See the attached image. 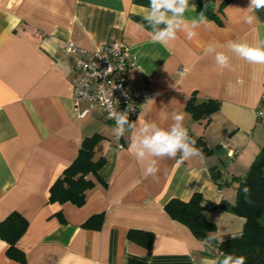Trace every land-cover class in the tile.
<instances>
[{"label":"crops","instance_id":"crops-1","mask_svg":"<svg viewBox=\"0 0 264 264\" xmlns=\"http://www.w3.org/2000/svg\"><path fill=\"white\" fill-rule=\"evenodd\" d=\"M215 1L218 10L224 0ZM248 4L232 0L219 14L222 24L204 16L191 40L178 32L163 46L151 39L147 26L143 32L135 26L144 23L149 0H0V221L14 211L28 219L19 242L25 264H219L226 254L212 240L196 237L165 205L173 198L189 201L196 192L212 203H234L232 178L246 176L264 148V127L255 115L264 65L239 59L226 47L228 41H264V9L250 25ZM189 5L185 17L199 19L196 0ZM68 41L87 53L122 44L128 80L155 92L134 121L137 127L127 129L122 140L101 107L83 117L76 112L74 62L63 50ZM209 45L232 57L233 70L215 66L205 54ZM193 94L221 102L208 125L187 110ZM87 107L81 103L79 111ZM177 114H183L188 135L203 137L212 152L187 160L179 154L160 158L155 177H146L129 150L132 137L141 121L168 128ZM96 133L104 136L96 149L106 160L101 181L94 179L83 206L51 202L52 185L75 160L83 139ZM212 167L220 171L222 187ZM95 215H103L102 226L85 227ZM207 216L219 239L243 232V217L228 211ZM131 230L153 233V247L130 239ZM7 248L0 238V264H22L7 256Z\"/></svg>","mask_w":264,"mask_h":264},{"label":"trees","instance_id":"trees-1","mask_svg":"<svg viewBox=\"0 0 264 264\" xmlns=\"http://www.w3.org/2000/svg\"><path fill=\"white\" fill-rule=\"evenodd\" d=\"M232 0H224L216 10L215 0H196L198 12H202L208 19L222 24L219 14ZM221 102L217 100H198L193 94L187 104V110L198 122L205 121L208 125L214 113L218 112ZM192 139L191 134L189 135ZM104 138L99 133L83 139L75 160L64 170L50 189L51 202H71L77 206L86 203L88 192L95 187V178L101 181L100 169L106 160L103 156L96 155V149ZM195 147L202 150V154L208 156L212 150L208 148L203 137L195 139ZM212 177L222 187V175L215 167L211 168ZM231 183L237 184V197L234 203L223 200L220 204L212 203L199 192H196L189 201L173 198L165 205L166 211L176 220L184 223L198 238L206 239L217 231L214 222L208 219V212L220 208L243 217L245 221L243 232L234 237L219 242L212 240L214 245L225 254L243 255L245 264H264V148L255 160L247 175L233 177ZM249 192L247 198L243 188ZM62 217V216H61ZM103 215L91 217L85 227L100 228L103 224ZM62 221L63 217H62ZM29 227V221L20 212L10 213L0 221V238L8 244L7 256L19 263H26L25 250L19 242ZM129 238L138 241L147 248L154 244V234L146 231L131 230Z\"/></svg>","mask_w":264,"mask_h":264},{"label":"clouds","instance_id":"clouds-1","mask_svg":"<svg viewBox=\"0 0 264 264\" xmlns=\"http://www.w3.org/2000/svg\"><path fill=\"white\" fill-rule=\"evenodd\" d=\"M189 0H149L147 13L142 17L144 23H136L138 31L150 29L151 39L163 46H168L175 41L178 32L186 33L189 40L197 35L195 29L200 24L205 23L204 14L201 12L199 19L185 17V12L189 10ZM195 9V5L191 6ZM264 9V0H249L246 11L249 13L245 20L248 24H253L257 19L255 12ZM147 26V29L146 27ZM228 52L235 57L242 59L250 64L264 65V41L245 42L228 41L226 45ZM209 45L205 50L206 55H211L214 64L221 70H233L232 57L225 51ZM133 108L131 104L121 112H111L110 118L115 120L113 133L117 139L124 135L127 129L137 127L136 122L129 121V112ZM183 114L173 117V123L168 128L158 126L154 122L141 121L139 133L132 137L129 150L135 157L137 163L143 166V173L147 176L155 177L158 172L157 160L160 158L174 159L179 154L181 160L191 157L202 156V150L195 147V140L188 135V130L183 126ZM147 161L146 164L144 162ZM245 198L249 189L243 188ZM218 237L212 235L207 238L205 243L217 240ZM223 243L222 239H219ZM243 255L226 254L219 264H245Z\"/></svg>","mask_w":264,"mask_h":264},{"label":"built area","instance_id":"built-area-1","mask_svg":"<svg viewBox=\"0 0 264 264\" xmlns=\"http://www.w3.org/2000/svg\"><path fill=\"white\" fill-rule=\"evenodd\" d=\"M64 52L73 59L75 77L72 82L75 110L80 116L87 115L96 106L103 109L107 119L113 123L110 113L121 112L131 104L129 121H136L145 108L155 99L152 89H139L126 75L129 66L128 55L122 44L111 42L101 49L87 53L72 41L65 43ZM81 103H87L84 111H79ZM258 122L264 127V92L260 106L255 110ZM127 131V126H125ZM119 138L122 140L126 134ZM123 146L119 143V147ZM220 208L213 212L219 213Z\"/></svg>","mask_w":264,"mask_h":264},{"label":"rangeland","instance_id":"rangeland-1","mask_svg":"<svg viewBox=\"0 0 264 264\" xmlns=\"http://www.w3.org/2000/svg\"><path fill=\"white\" fill-rule=\"evenodd\" d=\"M247 175V174H246Z\"/></svg>","mask_w":264,"mask_h":264}]
</instances>
